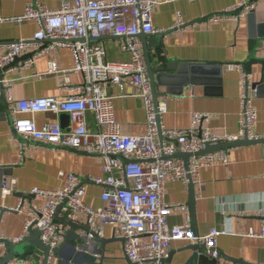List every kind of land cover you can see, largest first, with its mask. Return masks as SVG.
<instances>
[{
    "label": "crops",
    "instance_id": "0c3cea01",
    "mask_svg": "<svg viewBox=\"0 0 264 264\" xmlns=\"http://www.w3.org/2000/svg\"><path fill=\"white\" fill-rule=\"evenodd\" d=\"M63 1L66 0H0V18L18 17L29 4L55 10ZM243 1L156 0L157 5L151 12L155 30L169 28L176 15L182 17L184 24L176 34L149 36L144 47L140 38L143 55L144 51L150 55L152 66L160 62L210 66L205 70L196 67L188 68V71L181 69L177 80H184L187 84L181 88L176 83L168 86L179 91L178 95L166 94L165 87L157 88L167 107L161 118L163 127L180 131L188 129L191 117L201 113L209 117L199 122L198 129L215 136H235L238 133L242 87L241 75L233 66L240 65L245 69L250 85L259 81L256 63L264 58V28L256 29L253 35L249 32L248 17L252 13L256 24L264 26V0H255L253 10L240 21L209 19ZM37 30L38 24L33 21L0 24V56L8 43L21 40L30 44L28 53L16 58L6 73H0V79L4 76L5 80L12 82L8 91L0 83V239L12 242H18L24 236L30 206L40 204L29 195L31 189H59L65 183L63 176L66 174L82 180L102 177L99 156L28 142L13 132L11 115L17 102L39 97L65 98L73 94L69 89L84 82L81 74L72 72L74 61L68 49H48L40 53L39 47L33 43ZM151 41H157L158 46L148 44ZM102 42L105 62L127 63L128 55L121 52L119 40L108 37ZM65 78L67 88L63 90L59 84ZM106 90L114 98L112 107L120 134L143 135L146 131L145 111L141 101L134 97L135 90L128 85L123 90L115 86ZM252 104L257 112L252 135L264 138V96L255 95ZM19 117L32 118L39 129L47 123L61 124L59 115L39 113ZM86 120L92 132L97 130L91 116ZM226 154V164L218 162L203 167L197 175L194 184L196 213L192 225L195 235H206L211 229L225 232L217 238L216 250L220 256L249 264H264V239L246 235L249 230L259 231L263 221L259 209L264 208V145L235 147ZM6 181L11 191L3 196L1 185ZM102 192L101 187L88 184L84 202L94 209L101 207ZM163 195L165 203L169 204L186 206L189 201L187 186L179 182L166 180ZM20 205L24 207L19 212L10 211ZM185 218V212H173L168 217V224L183 225ZM76 234L84 236L79 230ZM102 237L109 241L103 248L97 242L81 238L74 240V246L61 244L60 253L50 264H86L82 252L94 254L98 260L101 258L102 264H128L122 243L114 237V231L105 227ZM146 241L147 238L142 239V242ZM188 245L187 242L171 243L169 253L173 255L169 264L181 263L190 254L183 252ZM2 255L1 248L0 257ZM41 261L42 255L36 252L25 262L40 264ZM219 264L229 263L220 258Z\"/></svg>",
    "mask_w": 264,
    "mask_h": 264
},
{
    "label": "built area",
    "instance_id": "2783aa9c",
    "mask_svg": "<svg viewBox=\"0 0 264 264\" xmlns=\"http://www.w3.org/2000/svg\"><path fill=\"white\" fill-rule=\"evenodd\" d=\"M254 2L245 0L209 20L240 21L253 10ZM156 5V0H66L55 10L29 4L18 17L0 18V24L26 21L38 24L33 43L39 47L40 53L48 49H68L74 61L72 72L81 74L84 81L83 85L69 89L73 94L65 98L39 97L17 102L11 115L14 134L25 141L50 148L61 146L90 156L96 155L102 161V177L82 180L66 174L63 176L65 183L59 189L30 190L29 195L39 200L40 204L30 206L24 236L18 241L23 240L28 235V229L33 227L39 233L42 245L50 251L47 264L55 258L54 251L60 248L67 230L55 221L54 214L59 208V217H66L77 224L86 223L89 232L94 235L102 237L103 229L111 228L114 237L122 240V249L131 264H163L173 242L204 245L210 259L218 256L217 238L225 232L211 229L206 235L196 236L190 227L187 207L165 203L163 192L166 180L187 186L190 176L194 185L201 168L218 162L227 163L226 151L219 150L198 158L191 156L187 170L183 160L170 157L176 152L194 155L208 145L225 141L256 139L252 135V126L257 118L252 104L256 89L249 84L245 69L234 65L233 68L241 75L242 87L240 127L235 136H215L207 130L198 129L199 122L209 117L201 113L191 117L188 129L180 131L163 127L161 118L167 107L161 97L156 106L153 103L140 35L176 34L184 22L180 15H176L169 28L155 30L151 12ZM108 37L119 40L121 52L128 55L127 63L105 62L102 40ZM29 46L28 42L21 40L6 44L0 56V70L28 53ZM66 82L65 78L59 87L66 90ZM0 83L7 91L12 84L4 76ZM127 85L135 90L134 97L144 107L146 131L143 135H121L115 120L114 98L107 94L106 88L115 86L123 90ZM39 113L67 115L68 128L64 129L57 122L44 124L39 129L32 118L19 117L24 114L32 117ZM87 116L92 117L97 130L92 132L89 129ZM120 158L130 162L124 164ZM88 184L102 188L101 207L94 209L84 202ZM10 191L8 181L1 185L3 196ZM23 207L20 205L10 211L19 212ZM177 211L186 213L185 222L180 226H171L168 217ZM259 215L263 218L260 230H249L247 237L264 239V208L259 209ZM88 238L91 236L88 235ZM143 238L148 241L142 242ZM10 264L30 263L11 261Z\"/></svg>",
    "mask_w": 264,
    "mask_h": 264
},
{
    "label": "water",
    "instance_id": "95a60500",
    "mask_svg": "<svg viewBox=\"0 0 264 264\" xmlns=\"http://www.w3.org/2000/svg\"><path fill=\"white\" fill-rule=\"evenodd\" d=\"M248 22H249V32L251 33H253V31H255L256 29L258 30L260 28H264V26L256 24L255 15H253L252 13H250L248 17ZM148 37L149 36H146V35H142V34L140 35L143 47L145 44V40ZM151 43L155 44L154 47L158 46L157 41H151L148 44H151ZM144 53H145L146 71L148 72L150 87L152 89L153 103L155 106L160 98L157 88L165 87L166 94H170V95L180 94L179 91H173L168 86L169 84L176 83L177 85H179V88H181L187 84L184 80L180 82L179 80H177L180 75L181 69L188 71V68L192 69V67H196L197 69L201 68L203 70L210 68L209 65L188 66L184 64L177 65L174 63H167V62H162V63L160 62L157 65L152 66L150 55H148L146 51H144ZM256 64L259 68L260 78L258 82L251 83V86L252 88L256 89V95L264 96V58L258 61ZM8 68L9 66L4 68L2 71H0V73L7 70ZM60 119H61V126H63L64 129H67L68 128V116L61 115ZM173 143L175 144V146H177L176 142L173 141ZM258 144L264 145V138H256L253 140L242 139V140H236L235 142L225 141V142L218 143L217 145H208L205 147V149L201 150L199 153L194 154V155L176 152L170 158H176V159L183 160L184 168L187 170L188 163L190 161L191 156L198 158L202 155L216 153L219 150L229 151L230 149H233L235 147L253 146V145H258ZM120 160H122L124 164H128L130 162V161L123 160L121 158ZM188 178H189V183L187 185V191L189 194V201L186 204V207H187V212H189V219L191 221L190 227L193 231H195L194 226L192 225H194V222H195L196 212L194 208H195L196 194H195L194 185L191 181V177L189 176ZM59 210L60 208L57 209L56 213L54 214L55 221H57L58 223H61L67 229L63 237L62 245L74 246L73 244L74 240L75 239L78 240V238H81L82 240H90L95 243L97 242L101 244L102 248L107 242H109L103 237L94 235L91 232H89V227L86 223L79 222L77 224V223L70 221L66 217L59 218V215H58ZM78 230L82 232L83 233L82 235L84 236L81 237L80 235H77L76 233ZM27 233L28 235L25 236L23 240L18 241V242H12L10 240H0V243L2 244V252H3V255L0 257V264H10L11 261L25 262L29 260V258L32 255L36 254V252L39 253V255L40 254L42 255V261L40 264H47V259H48L50 251L46 246L42 245L39 239V233L35 229H33V227H30ZM88 235H90L91 238H88ZM120 242L122 243V240H120ZM83 246H85V244H83ZM60 249H61V245L59 249L54 251L55 257L60 253L61 251ZM185 251L189 252L190 254L187 257H185V259L179 264H219L220 258L223 261L228 262L229 264H249V263H245L240 260L237 261V260H233L230 258H226L224 256H220L219 253L216 259L214 260L210 259L205 253L206 247H204V245H197V244L191 245L190 244L186 246V248L183 250V252ZM82 255H83V260L85 261L86 264H102L101 258L98 260L97 256H95L94 254L82 252ZM172 255H173L172 253H168L167 259L163 261V264H167V263L169 264L171 262ZM127 262L128 264H131L128 260Z\"/></svg>",
    "mask_w": 264,
    "mask_h": 264
}]
</instances>
